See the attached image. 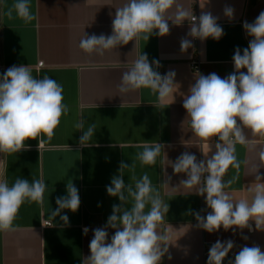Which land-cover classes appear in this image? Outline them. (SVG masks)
I'll list each match as a JSON object with an SVG mask.
<instances>
[{
    "label": "crops",
    "instance_id": "crops-1",
    "mask_svg": "<svg viewBox=\"0 0 264 264\" xmlns=\"http://www.w3.org/2000/svg\"><path fill=\"white\" fill-rule=\"evenodd\" d=\"M14 2L0 0V75L13 65L29 66L37 78L48 75L63 86L64 103L70 111L61 117L50 140L42 135L47 142L39 146L38 140H28L27 150L0 153V175L10 185L17 177L29 182L33 178L43 179L47 185L43 204L24 203L13 222L15 230L0 232V264H83L90 255L93 230L104 227L112 206L121 203L118 197L108 195L106 186L119 174L121 161L130 166L143 145L154 142L163 144L164 152L154 166L142 167L135 161V175L139 178L147 172L169 204L161 228L168 230L170 244L161 264H204L206 245L217 239L222 242L231 239L235 244L223 264L234 259L243 246L258 245L264 251V230H256L254 221H250L252 231L247 228L225 231L221 227L209 233L200 228L194 213L206 216L210 211L205 197L180 186L186 175L174 174L168 164L184 152L202 160L208 145L215 142V138L201 141L193 135L183 107L184 97L199 74L215 72L224 78L234 71L235 49L243 50L252 39L243 22H254L264 11V0H178L198 18L203 12L217 17L224 35L218 41L193 39L187 35L189 21L181 25L169 21V34L152 35L148 41L142 38L130 41L107 50L103 56L85 53L79 48V41L84 33L111 35L116 8L127 0H30L31 11L38 17L30 23L18 18L15 12L12 18L5 14ZM226 6L234 10L232 18L224 15ZM183 38L191 40L193 46L182 52ZM140 54H146L150 63L159 61L160 67L154 68L161 75L175 72L174 96L163 103L149 89L127 94L118 91L122 74ZM196 58L202 61L200 73H196L192 64ZM42 61L44 65L39 66ZM81 117L86 127L96 125L89 147L80 145L83 132L74 127ZM246 134L248 145H235L240 168L230 167L224 179L236 177L226 189L235 200L251 201L253 193L249 188L264 183V161L259 159L264 138ZM123 175L126 184L132 182L129 169ZM69 180L77 187L81 203L76 212L62 211L61 215L69 219L65 225L59 216L53 219L50 211L57 207L56 198L66 195ZM46 222L51 225H45ZM85 227L89 229L87 235L83 233ZM107 231L110 242L115 230Z\"/></svg>",
    "mask_w": 264,
    "mask_h": 264
},
{
    "label": "clouds",
    "instance_id": "clouds-1",
    "mask_svg": "<svg viewBox=\"0 0 264 264\" xmlns=\"http://www.w3.org/2000/svg\"><path fill=\"white\" fill-rule=\"evenodd\" d=\"M13 12L25 23L38 19L31 11L30 0H15L5 14L12 18ZM233 14V8H224L226 17L232 18ZM185 20L190 25L187 35L193 39L218 41L224 35L217 17L203 12L197 20L193 11L178 0H127L122 7L116 8L112 34L89 36L84 33L79 48L89 55L103 56L107 50L127 45L130 41L141 38L148 41L152 35L163 37L169 34V21L181 25ZM243 28L252 39L243 50L235 49L232 57L235 71L224 78L215 72L199 74L183 101L193 135L201 141L215 138V142L208 145L209 150L203 152L202 160L198 161L194 154L184 152L175 162L168 161L174 174L183 173L187 177L180 181V186L194 189L197 195L205 197L210 211L206 216L198 212L194 215L198 226L209 233L217 232L221 227L225 231L245 228L252 231L250 221L255 222L256 230H264V183L256 184L254 189L249 188L253 193L251 201L235 200L226 189L236 177L224 179L230 167L240 168L235 145H248L246 133L264 138V11L254 22L244 21ZM192 46L191 40L181 39L182 52ZM154 66L159 68V61L150 63L146 54H140L122 74L117 85L119 93L145 88L157 94L161 103L174 96L175 72L161 75ZM69 111V106L64 103L63 86L55 79L48 75L37 78L29 66L9 67L0 75V153L14 154L27 150L28 140H38L39 146L47 142L41 138L42 135L50 140L61 117ZM74 127L83 132L80 145L89 147L96 131L95 123L86 127L81 117ZM164 147L159 142L145 143L143 150L136 153L135 161H139L142 167L154 166ZM259 159L264 161V148L259 151ZM135 161L130 166L121 161L119 174L113 176L111 184L106 186L108 195L118 197L121 203L112 206V214L104 227L93 230L90 255L84 258L83 264H161L168 253L170 234L161 226L169 204L163 200L147 172L137 178ZM125 169L132 172L131 183L126 184L123 179ZM258 178L261 179L259 175ZM46 189L43 179L33 178L29 182L17 177L10 185L0 175V232L15 230L13 222L24 203L43 204ZM80 203L78 189L69 180L66 195L56 198L57 207L51 209L50 216L53 219L59 216L67 225L68 216L61 215L62 211L76 212ZM108 228L115 230L110 242ZM88 231L87 227L83 229L85 235ZM234 247L231 239L223 242L217 239L209 248L207 264H223ZM228 264H264V251L258 245L243 246L234 259L228 260Z\"/></svg>",
    "mask_w": 264,
    "mask_h": 264
},
{
    "label": "built area",
    "instance_id": "built-area-1",
    "mask_svg": "<svg viewBox=\"0 0 264 264\" xmlns=\"http://www.w3.org/2000/svg\"><path fill=\"white\" fill-rule=\"evenodd\" d=\"M195 16L197 17V20H198V15L195 14ZM193 64V67H194V70L196 71V73H200V70H201V64H202V61L200 58H196L195 60H193L192 62ZM44 65V62H40L39 63V66H43ZM234 69V67H233ZM235 71V69H234ZM45 225H51L50 222H46ZM212 244H208L206 245V248H205V252H204V257H205V262L204 264H207V259H208V252H209V248L211 247Z\"/></svg>",
    "mask_w": 264,
    "mask_h": 264
}]
</instances>
